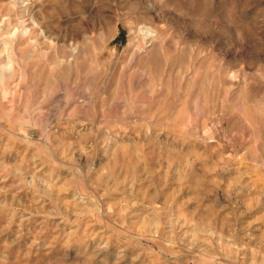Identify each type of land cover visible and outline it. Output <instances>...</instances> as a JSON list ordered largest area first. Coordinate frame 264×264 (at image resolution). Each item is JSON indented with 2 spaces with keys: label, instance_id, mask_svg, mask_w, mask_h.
<instances>
[{
  "label": "clouds",
  "instance_id": "obj_1",
  "mask_svg": "<svg viewBox=\"0 0 264 264\" xmlns=\"http://www.w3.org/2000/svg\"><path fill=\"white\" fill-rule=\"evenodd\" d=\"M27 2L65 58L0 31V264H208L218 177L264 197V0Z\"/></svg>",
  "mask_w": 264,
  "mask_h": 264
},
{
  "label": "rangeland",
  "instance_id": "obj_2",
  "mask_svg": "<svg viewBox=\"0 0 264 264\" xmlns=\"http://www.w3.org/2000/svg\"><path fill=\"white\" fill-rule=\"evenodd\" d=\"M29 9L30 6L27 0H0V31L11 25L14 32L12 33L13 38L17 41H22L24 44L34 43L37 45L38 52L47 53L49 60H53L57 56L64 59L63 37L53 39L60 32V29L55 27L56 21L53 20L49 26L44 27L43 36L33 35L31 25L27 23L30 14ZM60 23L61 25L67 23V19ZM22 24L25 25L23 32L20 29ZM89 35H92V33H89ZM96 35L99 36V33ZM104 35V40H93L94 49L80 47L75 55L83 59L90 51H98L103 45L112 47V36L108 32H105ZM49 49L52 50L49 51ZM68 55L73 54L69 52ZM105 57H107V51L103 53L101 59ZM75 65L76 60L73 59V71H75ZM84 99V97H81L80 101L72 103L70 109L77 108L78 103L83 102ZM102 107V103L98 102L96 104L97 112H100ZM226 155L231 157L230 152ZM228 175V173H225L224 176L218 177V179L224 181L220 185V190L212 193L204 202L206 205L211 204L218 213L212 223L219 235L212 238L210 242L205 243V247L211 250L208 264H217L218 261L220 264H252L253 253L258 251L257 242L260 236L264 235V197H258L255 189L252 191L253 195H257L256 199L248 195L247 189L243 192L233 191L225 179V176ZM225 188L232 192L230 199L226 198ZM196 208V202H191L184 210V215L189 219L200 217L204 212V208L201 207L199 211ZM192 213H195V217L192 216ZM40 219L42 217H34V220ZM233 231L235 236H233ZM199 251V247L193 249V256L189 259H200L199 256H195V253ZM213 255L216 259H212ZM255 259L258 264L260 257L256 256Z\"/></svg>",
  "mask_w": 264,
  "mask_h": 264
},
{
  "label": "bare ground",
  "instance_id": "obj_3",
  "mask_svg": "<svg viewBox=\"0 0 264 264\" xmlns=\"http://www.w3.org/2000/svg\"><path fill=\"white\" fill-rule=\"evenodd\" d=\"M23 18V17H22ZM25 30V29H24ZM14 33V32H13Z\"/></svg>",
  "mask_w": 264,
  "mask_h": 264
}]
</instances>
